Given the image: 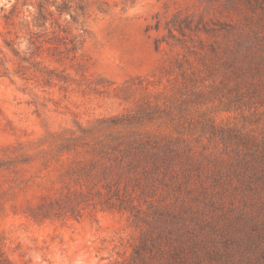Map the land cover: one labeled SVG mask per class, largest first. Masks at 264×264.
Here are the masks:
<instances>
[{"label": "rangeland", "instance_id": "374dc122", "mask_svg": "<svg viewBox=\"0 0 264 264\" xmlns=\"http://www.w3.org/2000/svg\"><path fill=\"white\" fill-rule=\"evenodd\" d=\"M250 1L0 0V155L35 154L55 145L51 133L76 129V121L87 125L156 101L176 84L177 61L198 66L211 42L233 38L206 27L223 22L248 30L264 8V0ZM216 119L244 123L236 112ZM43 161L0 169L5 255L15 264L127 262L143 232L129 212L88 207L80 218L29 215L67 191L61 163ZM241 205L237 200L230 213ZM232 206L209 209L207 217L221 225Z\"/></svg>", "mask_w": 264, "mask_h": 264}, {"label": "trees", "instance_id": "16d2710c", "mask_svg": "<svg viewBox=\"0 0 264 264\" xmlns=\"http://www.w3.org/2000/svg\"><path fill=\"white\" fill-rule=\"evenodd\" d=\"M216 25L207 32L233 38L211 42L198 66L177 61L176 84L156 101L76 121L35 154L0 155V169L36 158L63 167L66 193L30 216L80 218L88 207L129 212L143 232L121 264H264V8L247 31ZM220 112L239 113L244 123L218 122ZM225 203L233 206L217 225L207 210ZM0 264H15L1 248Z\"/></svg>", "mask_w": 264, "mask_h": 264}]
</instances>
